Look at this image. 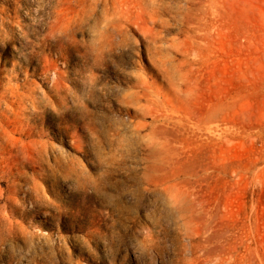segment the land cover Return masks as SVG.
I'll list each match as a JSON object with an SVG mask.
<instances>
[{
    "label": "rangeland",
    "instance_id": "374dc122",
    "mask_svg": "<svg viewBox=\"0 0 264 264\" xmlns=\"http://www.w3.org/2000/svg\"><path fill=\"white\" fill-rule=\"evenodd\" d=\"M0 264H264V0H0Z\"/></svg>",
    "mask_w": 264,
    "mask_h": 264
}]
</instances>
